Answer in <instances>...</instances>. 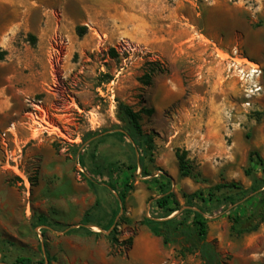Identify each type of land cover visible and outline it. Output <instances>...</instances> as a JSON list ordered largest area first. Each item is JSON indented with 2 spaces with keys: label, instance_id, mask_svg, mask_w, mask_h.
<instances>
[{
  "label": "rangeland",
  "instance_id": "1",
  "mask_svg": "<svg viewBox=\"0 0 264 264\" xmlns=\"http://www.w3.org/2000/svg\"><path fill=\"white\" fill-rule=\"evenodd\" d=\"M29 8L32 22L48 18V31L40 44L34 26L12 43L15 49L38 45L56 51L48 57L54 82L37 113L61 136L26 146L29 195L14 176H0V264H12L17 257H28L33 264H48L47 259L49 264H142L124 260L131 248L125 242L145 228L140 221L164 220L199 207L207 219L206 239L224 262H264V222L256 232L237 236L222 206L189 203L186 198L216 184L235 182L241 189L222 192L240 194L254 181L261 182L258 192L241 200L240 212L247 213L264 196V91L245 105L242 87L227 64L230 56L239 55L259 63L264 74V0H0V26L24 21ZM111 48L115 54L109 55ZM62 65L72 70L67 79H62ZM152 69L146 84L144 74ZM75 75L81 77L77 85ZM117 99L136 110H152L142 112L140 122L153 135L155 147L152 161L146 160L150 175L142 176L139 167L131 179L125 212L118 215L124 216L115 233L119 243L114 245L109 231L95 225H85L90 231L68 230L81 226L86 211L103 215L116 204L115 193L105 185H97L96 194L89 188L78 157L84 148L88 167L91 154L104 166L138 161L135 147L112 134L121 130ZM74 100L79 109L69 106ZM9 123L0 125V131ZM195 128L208 142L203 157L192 159L199 179L181 177L175 157ZM253 151L263 166L247 176ZM159 171L172 178L171 191L179 204L169 216L155 204L160 197L157 185L146 182ZM39 216L48 225H40ZM162 244L157 246L165 251L154 264H202L198 254L182 256L177 244Z\"/></svg>",
  "mask_w": 264,
  "mask_h": 264
},
{
  "label": "trees",
  "instance_id": "2",
  "mask_svg": "<svg viewBox=\"0 0 264 264\" xmlns=\"http://www.w3.org/2000/svg\"><path fill=\"white\" fill-rule=\"evenodd\" d=\"M78 32L79 34H82L80 28H78ZM4 53V51H0V60L3 58ZM108 54H115V50L113 48L109 49ZM153 72L154 69H152L150 73L144 74V83L150 84L151 74ZM116 101V118L121 123V130L112 132V134L124 138L128 143L135 147L136 152L139 154L138 161H134L130 164L113 163L104 166L98 161L97 155L91 154V166L88 167L82 156V153L85 151L84 148L78 157L79 163L84 169L83 177L89 188L94 194H96L97 185H105L115 193L116 204L111 210V213L104 212L103 215L95 216L90 210L86 211L81 220V226L68 230V233H76L78 229L83 228L86 231H90L85 225H95L102 230H110L108 239L110 243L114 245L119 243L115 233L119 226V222L124 220V216L122 215L118 217V215L120 214L121 209L122 214L125 212V200L132 189L130 183L131 179L139 167L141 168L142 176L150 175L146 160L148 158L149 161H152L151 153L155 147L153 135L145 132L140 122L141 113H151L152 110L144 107H141L140 110H136L123 101L118 99ZM175 157L177 160L179 175L181 177H191L194 179H199L201 177V173L196 170V167L193 161L188 157L186 150L176 149ZM258 166H263V159L257 151H253L250 153L249 168L245 170V174L251 176L252 169ZM146 182L155 183L160 191V197L155 200V204L159 210L167 213V216L178 211L179 204L174 193L171 191V177L168 174L159 171V174H157L156 177L151 180H146ZM261 187V182L256 183L254 181L248 191H241L240 194H225L222 192L223 189H241V187L235 182L227 184L222 183L216 184L205 192H193L186 196V198L189 203H192V200H199L205 204H212L214 208L222 206L230 221L231 233L241 236L256 232L264 222V196H260L251 212H240V209L243 206L241 200L246 197L245 195L247 193H256ZM252 197L250 196L249 198ZM94 206H98V199ZM228 207L230 208L228 209ZM203 214L204 212L200 207L198 210L186 208L164 220H155L144 217L140 221V224L147 227L154 236L161 237L163 245L171 243L177 244L182 256L198 254L202 264H227L223 261L215 246L206 239L207 219ZM103 217L106 219L105 223L101 222ZM38 223H40V225H48V221L43 216L38 217ZM125 243H127L130 248L132 238H129ZM47 260L49 264L50 260ZM12 264L33 263L28 257H17ZM40 264H44V262ZM260 264H264V262Z\"/></svg>",
  "mask_w": 264,
  "mask_h": 264
},
{
  "label": "crops",
  "instance_id": "3",
  "mask_svg": "<svg viewBox=\"0 0 264 264\" xmlns=\"http://www.w3.org/2000/svg\"><path fill=\"white\" fill-rule=\"evenodd\" d=\"M32 12L33 10L31 9L30 12H27L24 21L16 19L12 23V27L9 24L0 26V51L5 52L3 58L0 60V117L3 120L0 122L1 126L5 125V123L21 120L26 111L29 110L30 104L28 99L30 101H36L35 96L37 95L40 97L37 100L39 102H43L46 98L48 99L49 89L52 87L51 82H54L51 76L52 70L48 57L54 56L56 51H45L44 48L38 47V45L34 49H15L13 47L12 41L15 40L17 35L21 32L26 35L29 31H32L33 26L38 29L35 33L39 44L45 37L48 31L45 30L48 18L45 19V17L40 16L38 22L34 23L30 19L33 17ZM18 17L20 18V15ZM5 39L7 42L3 44ZM62 69V79H67L72 70H68L64 65H62ZM75 76V85H77V81L81 83V77ZM45 92L47 93L46 97L41 96ZM75 92L78 93L76 88ZM68 103L70 107L75 105L79 109L76 100L73 102L69 101ZM63 115L68 117L65 120H68L70 117L69 114ZM185 141L186 145L184 150L187 151L188 157L191 160L195 156L198 158L203 157V150L206 151L208 142L205 134L199 128L191 130ZM199 163L202 165L203 162L200 161ZM201 165L199 168H201ZM143 201L142 198L139 200L141 204ZM92 235L97 236L96 233ZM159 239L151 234L147 227L141 228L132 241L131 248L128 252L129 259L125 257L122 260H135L142 264H154L165 251L163 246L161 249L157 246L158 243H163Z\"/></svg>",
  "mask_w": 264,
  "mask_h": 264
},
{
  "label": "built area",
  "instance_id": "4",
  "mask_svg": "<svg viewBox=\"0 0 264 264\" xmlns=\"http://www.w3.org/2000/svg\"><path fill=\"white\" fill-rule=\"evenodd\" d=\"M227 64L229 69L233 68L246 98L245 105L249 106L251 99L264 91L262 66L239 55L230 56ZM31 101L28 99L30 109L26 111L22 120L12 121L0 131V176L3 174L14 176L24 188L26 195H29L31 190L29 175L25 170L26 146L51 135L61 136L59 131H52L47 121L38 115L37 110L41 102Z\"/></svg>",
  "mask_w": 264,
  "mask_h": 264
},
{
  "label": "water",
  "instance_id": "5",
  "mask_svg": "<svg viewBox=\"0 0 264 264\" xmlns=\"http://www.w3.org/2000/svg\"><path fill=\"white\" fill-rule=\"evenodd\" d=\"M121 212H122V209H121L120 213H121ZM41 249L44 250L43 244L41 245Z\"/></svg>",
  "mask_w": 264,
  "mask_h": 264
}]
</instances>
